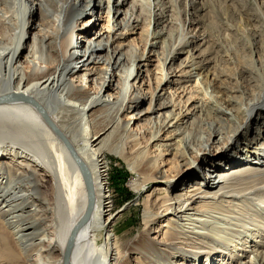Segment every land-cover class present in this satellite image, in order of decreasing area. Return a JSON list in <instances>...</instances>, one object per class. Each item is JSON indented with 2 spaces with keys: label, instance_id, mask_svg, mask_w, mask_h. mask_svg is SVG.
<instances>
[{
  "label": "bare ground",
  "instance_id": "bare-ground-1",
  "mask_svg": "<svg viewBox=\"0 0 264 264\" xmlns=\"http://www.w3.org/2000/svg\"><path fill=\"white\" fill-rule=\"evenodd\" d=\"M163 1L149 0L143 21L133 0H0V264H65L70 240L68 264H264V54L247 36L249 62L238 66L235 88L216 87L193 56L206 43L202 31L167 47ZM141 25L148 31L139 52L131 39ZM159 48L153 88L142 68ZM183 50L187 70L175 71ZM194 77L204 99L190 96L178 108L172 86L185 91L183 80ZM144 126L154 159H123L133 191L155 188L142 235L121 245L115 229L108 234L118 213L105 155L115 136ZM137 146L134 155L145 158ZM69 150L93 184L83 223L88 194Z\"/></svg>",
  "mask_w": 264,
  "mask_h": 264
},
{
  "label": "rangeland",
  "instance_id": "rangeland-1",
  "mask_svg": "<svg viewBox=\"0 0 264 264\" xmlns=\"http://www.w3.org/2000/svg\"><path fill=\"white\" fill-rule=\"evenodd\" d=\"M136 1V7H138L137 15H139L141 20H147L149 13L147 4L149 0H133V3ZM189 1L164 0L162 3V8L168 17L165 24L162 25L165 32H167V47L170 46V40L171 42L174 41L180 34L186 33L189 36L195 32L202 31L206 35L207 40L204 45L200 44L198 52L194 53L193 56L197 57L195 61L203 60L202 62L205 63L204 69H207L209 74L212 75L216 87L232 90L235 88V74L238 66L249 62L250 47L249 40L246 37L255 36L257 52L260 55L264 54V0H255V4L254 0H191L194 4L188 8ZM106 6H108V1ZM123 9L127 10L128 6ZM184 22L189 23V26L187 25L185 28ZM101 25L102 22L97 23L91 31L93 33L100 31ZM147 31V26L141 25V30L137 32L136 36L132 37L134 40L131 39L132 44L139 48V52L143 51ZM185 51L183 50L182 54L174 60L171 67L175 71L187 70L184 66L187 64ZM156 53L158 58L153 63V66L146 69L142 68L145 73L147 69L150 71V85L153 88L159 85V80H156L155 77H161L160 62L164 59L163 50L159 48ZM180 74L177 73V77ZM185 80L181 84V86L185 87V91L179 90L180 85L178 84L173 85L171 89L172 92H176L175 103L178 108L189 107L188 97L190 96L194 95L204 99L197 86L196 77L193 78V81L185 82ZM167 87L166 85V91L170 92ZM147 107L148 101L142 105L141 109L145 110ZM210 107L213 108L214 104L209 103ZM127 114V112L122 113L121 119H126ZM214 117L220 121H224L226 118L223 113H218ZM211 120L212 118L208 117L202 122L201 118H197L198 123L210 122ZM133 127L134 129L136 128L135 125ZM254 128L255 126L251 125V131L252 129L254 131ZM143 130L135 133V136L128 133L119 137L115 136L111 142L110 151L105 155V163L108 166L109 181L107 187L111 196L110 202L113 205V212L118 213L113 223L114 228H109L108 234L112 229H115L121 245L126 244V242L136 236L142 235L143 221L141 215L143 205L147 195L155 188L154 185L147 184L142 186L139 191H133L131 181L134 175L128 170L127 163L123 159V157H128L129 160L136 158L138 163L154 159L155 153L152 152L154 148L147 141L151 131L148 126H144ZM207 130V126L203 124L201 131L204 135H207ZM241 142L243 143V140ZM137 144L140 147L139 150H145V158H137L138 156L134 155L133 151L136 149ZM170 167L172 165L167 162L166 169ZM95 236L96 243L98 245L103 244L106 231L99 230L95 233Z\"/></svg>",
  "mask_w": 264,
  "mask_h": 264
},
{
  "label": "water",
  "instance_id": "water-1",
  "mask_svg": "<svg viewBox=\"0 0 264 264\" xmlns=\"http://www.w3.org/2000/svg\"><path fill=\"white\" fill-rule=\"evenodd\" d=\"M69 151H70V153H71V155H72V157L74 159V162L76 163L77 167L79 168V170L81 172V175H82L83 180H84L85 187L87 189V194H88L89 203H88V208H87V211L85 213L84 219L82 221V223H83L89 217V214H90L91 209H92V204H93V184H92L91 176H90L88 170L85 168V166H83L78 161V159L75 157L73 151L72 150H69ZM71 239H73V237ZM71 242L72 241L70 240V243L68 244V247H67V250H66L65 264H68V255H69V252H70V249H71V246H72Z\"/></svg>",
  "mask_w": 264,
  "mask_h": 264
}]
</instances>
